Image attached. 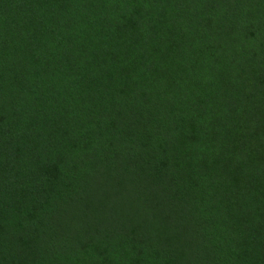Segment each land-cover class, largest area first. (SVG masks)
I'll use <instances>...</instances> for the list:
<instances>
[{
    "label": "trees",
    "instance_id": "trees-1",
    "mask_svg": "<svg viewBox=\"0 0 264 264\" xmlns=\"http://www.w3.org/2000/svg\"><path fill=\"white\" fill-rule=\"evenodd\" d=\"M240 1L0 0L2 114L8 112L13 100L69 105L82 97L87 100V107L78 113L85 115L93 127L102 125L93 121L101 105L112 117L116 114L132 121L141 114L144 119L145 115L150 117L147 122L153 124L158 115L164 126L177 132L172 140L163 141L166 148L156 144L161 150L156 151L155 159L151 153L144 156L149 161L147 167L128 174L134 176L135 183L146 187L145 196L151 189L149 184L164 185L157 191H165V184H173L179 191L186 188L191 201L198 204L195 212L201 216L202 234L193 235L191 231L183 238L177 237L174 243L150 241L140 231L139 240L129 234L104 241L105 237L86 240L82 235L75 236L82 240L80 248H74L75 238L69 240L66 234L56 241L54 250L42 254L33 250L31 236L41 232L42 220L66 212L71 202L78 199L79 185L90 183L95 176L90 167L72 165L77 157L72 152L80 148L76 141L80 117L75 124L69 111L56 115L45 110L30 114L25 120L23 107V118L12 122V127H8L5 117L0 123V264H191L194 259L186 260L177 244L181 247L182 240L193 241L192 236L202 239V248L211 251V246L213 255L219 254L214 264H264V136L253 134L239 142L257 149L262 160L253 155L240 158L235 152L237 157L227 153L224 168L231 178L215 176L210 180V172H203L193 160L191 149L187 148L190 140L180 135L183 127L176 117L179 109L185 108L183 105L214 90L211 86L206 88L208 68L212 70V83L228 66L264 71V9L255 13L252 10V14L245 9L239 14L247 22L232 38L221 40L224 43L215 48V60L208 54L190 52L201 50L203 41L195 37L199 28L216 21L226 6ZM217 21L221 29L222 22ZM208 43H204L208 50L215 47ZM185 47L189 51L183 50ZM225 50L229 54L219 56ZM186 56L189 61H183ZM258 78L262 81L258 86L264 89V76ZM117 84L123 87L119 92L112 90ZM161 87L165 91L157 90ZM102 94L117 104L98 103L96 99ZM261 98L264 102V92ZM145 101L158 106L157 111L145 107ZM173 103L176 110L170 106ZM192 108L188 112L199 110L198 106ZM234 129L238 131L236 135L217 125L215 132L227 131L226 135L208 137L204 145L210 141L219 149L236 148L234 142L244 129ZM47 133L49 137L45 136ZM141 143L147 150L155 151L154 143L145 139ZM249 176L256 182L242 187V179ZM123 178L119 179L121 183L132 180ZM132 190L138 191L135 186ZM165 192L168 200L177 194L172 190ZM115 195L108 192L106 198L115 199ZM85 197L87 194H83ZM161 202L158 199V206Z\"/></svg>",
    "mask_w": 264,
    "mask_h": 264
},
{
    "label": "rangeland",
    "instance_id": "rangeland-1",
    "mask_svg": "<svg viewBox=\"0 0 264 264\" xmlns=\"http://www.w3.org/2000/svg\"><path fill=\"white\" fill-rule=\"evenodd\" d=\"M245 9L247 13L252 10H254V13L259 12L264 9V0H242L239 3L226 6L217 19L222 22V28H218L217 20L202 25L195 35L198 40L203 41V43L200 42L202 51L190 52L192 54H200V56L208 54L215 60L217 55L215 48L221 47L224 43L221 40L223 38H232L237 33V29L241 27V24L247 22L244 17L242 19L239 16ZM248 15L246 16L248 17ZM239 34L243 35L244 31L240 30ZM208 42L213 43L215 47L208 50L204 45V43L209 44ZM183 50L189 51L186 47ZM184 53L182 51V54ZM225 54H229L228 50H225L219 56ZM183 61H189V56H186ZM220 68H224V66H220ZM211 72L212 70L208 68L205 82L207 89L211 86L214 90L209 94L203 93L200 100H195L199 102L192 100L193 102H188L186 106L183 105L185 108L181 107L185 112L196 106L199 107V110L183 113L179 109L176 117L178 124L183 127L182 129L180 128V135L183 134V137L190 140L187 148L191 149L190 153L193 156V160L198 162L197 167H200L203 172H210V180L214 179L215 176L216 178L229 180L228 178H231V174L224 168V164L229 157L228 154L231 155L235 152L240 158H249L253 155V158L263 159L257 154V149L251 146L245 147L239 142L253 134L264 136V102L261 101L264 89L258 86L259 83H262L258 76H264V71L250 70L247 67L228 66L226 72L218 77L215 83H212L213 76ZM122 84L114 85L112 90L119 92L123 89ZM165 87L167 90L169 89L167 83ZM165 87L157 90L165 91ZM96 100H99L98 103L101 102V104H105V102L117 104L116 101H113L112 98L107 97L105 94L98 96ZM86 103L87 100L82 97H79L76 102L69 105H54L50 103H45V105L43 101L34 99L23 100L22 102L13 100L8 104V112L5 111L2 114V109H0V123L5 117L10 123L8 127L13 126L12 122L23 118L21 115L23 107L26 109L25 120L30 114L46 111V113L56 115L59 111L63 114L69 111L72 113L70 119L75 124L78 117H80L81 126L76 129V141H79L80 148H76V151L72 152L77 154V157L72 160V165L81 169L90 167L92 169L89 171L95 176L90 180V183L79 185L78 199L71 202L66 212L61 215L55 213V216H47L42 220L43 228L41 232L31 236V244L35 246L33 250L36 252L38 250L40 254L48 249L54 250L53 245L66 234H69V240L72 237L75 238L72 244L74 248H80L79 243L82 240H77L75 236L81 235V238L86 240L90 238L91 240H102L105 237L102 240L104 241L110 237L122 234L124 236L128 234L133 237L136 236L138 239V236L141 235L138 232L140 231L144 235L146 234L145 237L150 241L169 240L171 243L176 242L177 237L183 238L186 236L184 234L191 231L193 235L199 232L202 237L199 221L201 216L195 212L198 204L191 201L190 196L186 194V188L185 191H179V188L173 184H165L167 185L165 191L172 190L173 193L177 192L174 199L168 200L165 191H157L164 185L149 184L151 189L145 196L146 187L135 183L134 176L128 174L134 171L139 172L147 167L149 161L144 156L151 153L150 155L155 159L156 151L161 150L156 144L164 146L165 143L163 141L172 140L174 132H177V130L164 126V120L159 119L158 115L153 114L155 115L153 124L148 123L151 120L150 117L145 115L146 119H144L141 114L132 121L116 114H113L112 117L109 115L107 108L102 105L95 111L100 116L96 113L93 116V121L98 126L102 125L101 127H93L88 124L85 115L82 117V114L78 113V111H86ZM142 104L147 108H154V112L157 111L158 106L153 107L151 101H145ZM170 106H172L173 110L177 108L176 103ZM110 116L112 121H109L111 119ZM180 118L183 119L180 120ZM109 122L111 123L109 124ZM167 124H169V120H167ZM217 125L232 130L230 132L232 135H236L238 132L234 128L244 129V131H239L241 133L238 135L241 136H238L237 141L234 142L236 148L222 149L221 147L220 152V149L210 141L204 145L208 137L226 135V130V133L223 131L215 132L214 128ZM45 136L49 137L50 134L47 133ZM144 139L155 144L154 152L147 150L146 146L141 143V140ZM241 149L246 151L243 152ZM225 151L228 152L225 153ZM220 153L222 154L215 156ZM122 176L124 180H126L125 177H129L132 180L121 183L119 179ZM242 180L245 181L241 186L244 187L246 183V188L256 182L253 176ZM133 186L139 192L132 190ZM108 192L112 193V195L116 194L115 199L113 197L106 198ZM83 194H87V197L83 198ZM158 199L162 201L160 206H158ZM192 237L194 240L191 242L188 240L181 241L186 253L182 250V246L180 247L177 244L181 254L185 258L187 256L186 260L190 257L191 260L194 259L195 261L192 260L193 263L190 262L191 264H214L219 254L213 255V247L209 246L208 248L211 251H208L201 247L202 239L198 240L194 236ZM262 248L264 253V242ZM65 249L66 247L63 250ZM19 252L22 254L23 250L20 249Z\"/></svg>",
    "mask_w": 264,
    "mask_h": 264
}]
</instances>
